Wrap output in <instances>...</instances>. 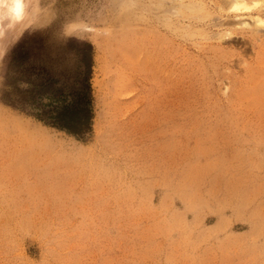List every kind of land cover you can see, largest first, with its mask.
<instances>
[{
  "label": "rangeland",
  "instance_id": "rangeland-1",
  "mask_svg": "<svg viewBox=\"0 0 264 264\" xmlns=\"http://www.w3.org/2000/svg\"><path fill=\"white\" fill-rule=\"evenodd\" d=\"M13 1L0 72L24 36L88 41L94 119L84 142L0 103L51 144L0 138V264H264V0Z\"/></svg>",
  "mask_w": 264,
  "mask_h": 264
},
{
  "label": "trees",
  "instance_id": "trees-1",
  "mask_svg": "<svg viewBox=\"0 0 264 264\" xmlns=\"http://www.w3.org/2000/svg\"><path fill=\"white\" fill-rule=\"evenodd\" d=\"M93 46L69 38L48 43L24 36L6 53L0 72V103L80 141L92 134Z\"/></svg>",
  "mask_w": 264,
  "mask_h": 264
},
{
  "label": "bare ground",
  "instance_id": "bare-ground-1",
  "mask_svg": "<svg viewBox=\"0 0 264 264\" xmlns=\"http://www.w3.org/2000/svg\"><path fill=\"white\" fill-rule=\"evenodd\" d=\"M260 1L262 0H235L231 2H224L218 9L220 12L227 11L228 8L237 11H249L253 8L255 9ZM12 8L17 16L21 17L23 15L24 5L22 0H14ZM201 11L203 14H200L199 20L206 17V12L203 10ZM194 13H196L194 7L189 5L188 2L184 4V7L181 10V16L183 19H190ZM256 23L261 24L263 22L261 19L257 18ZM45 136L46 135L42 131L34 126H31L28 122H24L23 120L15 118L12 115H8L0 110V138L3 140L11 144H19L18 146L23 148L29 147L35 143L39 144V146L43 148H48L51 144H49V140L47 139L48 137Z\"/></svg>",
  "mask_w": 264,
  "mask_h": 264
}]
</instances>
